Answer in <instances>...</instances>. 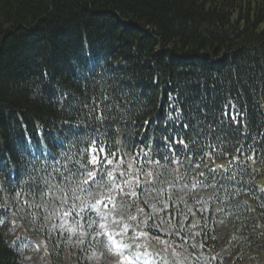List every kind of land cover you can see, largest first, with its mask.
Instances as JSON below:
<instances>
[{
  "label": "trees",
  "instance_id": "trees-1",
  "mask_svg": "<svg viewBox=\"0 0 264 264\" xmlns=\"http://www.w3.org/2000/svg\"><path fill=\"white\" fill-rule=\"evenodd\" d=\"M101 96L113 105L102 123L94 119L99 109L89 117L93 97L99 104ZM93 139L103 141L100 155L118 153L108 156L114 165L123 160L113 175L128 194L113 200L133 215L148 211V199L161 193L142 187L132 195L134 178L152 163L165 164L153 173L179 166L181 172L207 154L239 158L222 177L191 183L207 189L200 197L230 203L227 216L202 221L197 246L216 264H263L264 191L248 158L264 163V0H0V264H26L21 244L8 239L10 220L30 238L45 216L60 218L61 206L71 223L75 217L76 226L85 224L77 216L89 211L90 197L74 201L68 191L64 205V191L55 187L70 190L84 177L65 186L54 167L76 171ZM184 202L175 197L176 205ZM143 225L155 250H197L186 245L191 232L175 210ZM242 234V247L232 251L233 235ZM43 236L52 264H59L62 241L55 232ZM104 238L90 236L96 253ZM89 253H78L75 263L105 264Z\"/></svg>",
  "mask_w": 264,
  "mask_h": 264
},
{
  "label": "snow or ice",
  "instance_id": "snow-or-ice-1",
  "mask_svg": "<svg viewBox=\"0 0 264 264\" xmlns=\"http://www.w3.org/2000/svg\"><path fill=\"white\" fill-rule=\"evenodd\" d=\"M108 97L106 96H101L100 103L97 104L95 103L96 97H93V106L91 111L89 112V117L93 118V113L96 112L98 109L100 110L101 114L98 116H95L94 119L97 121H100L101 123L106 120L108 117L104 115V112L107 110H110L113 105L107 104ZM85 108H88L89 105L85 104ZM118 107V105H116ZM171 119V117H169ZM147 123V121L145 122ZM185 128H187V125H185ZM180 134V133H178ZM97 135L99 136L100 133L98 132ZM83 139L87 140L88 137H83ZM167 139V138H165ZM103 141H98L96 139L92 140V147L91 149L85 148L81 150L80 155L83 157L82 161H77L79 167L76 169V171L68 170L67 174L65 172H61L59 168L54 167V171L57 172L58 179L60 182L64 183L65 186L72 181H76L77 175L83 176L84 178L79 180L78 183L75 184V187L70 189V190H64L60 188V183H58L55 187L57 190L64 191V199L61 201L62 204L67 205L68 203V191L72 192V199L75 200H80L82 195H88L90 199L93 201L92 203L86 204L85 206L90 208V209H96L99 206L103 205L105 209L109 208V202L115 198V195H118L120 193H123L127 195L124 191V187L121 186V184L116 182V178L113 175V173L119 171V164L123 163V160L119 161L117 164H113V160L109 159L108 156L111 155L112 157H115L118 155V153H112L109 152L108 154L105 155H100L101 153L105 152V148L101 147L100 144H102ZM179 144H184L183 140L178 141ZM165 147H171V143H167ZM187 145H184V149H187ZM91 151L93 153L91 160L87 159V153ZM239 151V149H237ZM174 153H169L168 156H165V160H170L171 156ZM63 155V153H62ZM145 155H148V153H145ZM183 155L187 156V152L183 151ZM99 156V158H98ZM192 158H195V152H193ZM202 157H201V162H202ZM105 165L112 166V170L108 171L107 168H105ZM98 166V167H97ZM92 168L91 171H89V168ZM129 169L131 170V164L128 165ZM129 175L131 174L130 172L128 173ZM100 176V180H97V176ZM119 175L124 176V172H119ZM150 175V174H149ZM106 176V179H105ZM135 180V187L132 192V195L136 194V190H141L142 185L141 181L139 180L138 177L134 178ZM91 182V183H90ZM111 185V187H108L107 185ZM123 184L125 187L130 186L132 184L131 180H124ZM92 185H96L98 187V191H89V189L92 187ZM44 187L50 188L51 186L48 184L47 181L44 183ZM264 191V189H262ZM19 195V193H17ZM159 203V201H157ZM76 204H72V208H75ZM189 212H191V209H189ZM70 213H65V215H69ZM97 215L99 213L97 212ZM106 215V213H105ZM132 219H135L133 217ZM92 223H95L93 221ZM89 227H91V224H89ZM101 227H104L101 225ZM99 235V233H97ZM127 259V258H124Z\"/></svg>",
  "mask_w": 264,
  "mask_h": 264
},
{
  "label": "rangeland",
  "instance_id": "rangeland-1",
  "mask_svg": "<svg viewBox=\"0 0 264 264\" xmlns=\"http://www.w3.org/2000/svg\"><path fill=\"white\" fill-rule=\"evenodd\" d=\"M259 176L256 179V185L260 190L262 187H264V164L259 165ZM59 212L58 217H54L52 220H46V216L43 219V223L40 224L37 228L32 227L31 231L35 232L38 234V236H43L44 231L47 232V234H51L52 232L56 233V236L58 237L59 240L62 241L61 245V260L59 261V264H76V258L78 255V252L82 248L84 244V240L82 239L84 232L81 229H76L75 227L70 228L69 231H67V228L62 225V222L67 218V215H65L66 211L61 210ZM97 212L99 215L94 214V216H97V218H101L102 216H105L106 213V218L108 219L109 225L106 226L110 230V245L108 244L107 246V253L105 256L100 253L98 255L99 258L102 259V261L105 264H129L127 261L124 259V254H128L130 250V245L126 242L123 241L121 238H115V234L117 236L121 235V232H124L127 227L126 222L121 218V215L115 214L110 211V209H105L104 207L97 208ZM186 216H190V213L184 211ZM119 215V219H118ZM192 217V216H191ZM14 222H18V220L13 219ZM57 221V222H56ZM58 221L61 222L59 226H56L58 224ZM132 222V221H131ZM12 224V223H11ZM19 224V222H18ZM20 225V224H19ZM127 225L131 226V223H128ZM139 228V226H137ZM77 230V231H76ZM68 232V233H67ZM75 232V233H74ZM137 236V235H136ZM141 238H143V233L140 234ZM138 237V236H137ZM127 239V238H126ZM34 240V245L31 247V250L26 255L25 263L26 264H52L51 260H49L48 257V251L46 250L45 243L41 239H32ZM135 253L131 257L135 260H141L142 264H148L150 261V256L145 255L144 253L140 252H132ZM145 255V256H144ZM170 258L163 257L159 258L157 257L156 262L160 261V264H188V260L184 257H178L177 259H173V261L169 260ZM264 264V263H263Z\"/></svg>",
  "mask_w": 264,
  "mask_h": 264
}]
</instances>
